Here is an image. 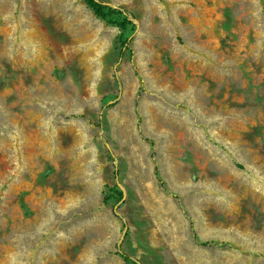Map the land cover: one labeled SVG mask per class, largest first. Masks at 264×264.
I'll return each instance as SVG.
<instances>
[{"label":"rangeland","instance_id":"1","mask_svg":"<svg viewBox=\"0 0 264 264\" xmlns=\"http://www.w3.org/2000/svg\"><path fill=\"white\" fill-rule=\"evenodd\" d=\"M99 1L0 0V264H264V0Z\"/></svg>","mask_w":264,"mask_h":264},{"label":"trees","instance_id":"2","mask_svg":"<svg viewBox=\"0 0 264 264\" xmlns=\"http://www.w3.org/2000/svg\"><path fill=\"white\" fill-rule=\"evenodd\" d=\"M86 8L93 14L97 19L115 26L120 33L121 44L124 45L127 39H122L123 33L126 31L128 26L133 28L132 22L130 20V15L121 7L113 6L110 4L103 3L99 0H81ZM112 159V157L110 158ZM155 174L156 170L154 169ZM116 173V172H115ZM193 240L196 241V236L193 234ZM198 245L204 246L205 243H197ZM123 261L124 264H137L133 261L127 254L118 251L116 253Z\"/></svg>","mask_w":264,"mask_h":264}]
</instances>
